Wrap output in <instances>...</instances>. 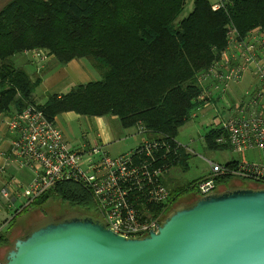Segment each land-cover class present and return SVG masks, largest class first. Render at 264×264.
<instances>
[{
  "label": "trees",
  "instance_id": "trees-1",
  "mask_svg": "<svg viewBox=\"0 0 264 264\" xmlns=\"http://www.w3.org/2000/svg\"><path fill=\"white\" fill-rule=\"evenodd\" d=\"M212 1L193 0L192 11L179 20L188 0H12L0 11V118L29 105L52 122L68 112L114 117L122 129L176 148L180 129L204 105L199 78L228 47L229 28L241 37L255 28L264 31V0H230L220 11L212 10ZM33 51L45 52L59 65L85 59L100 80L38 105L41 75L15 64L24 55L32 60ZM218 135L214 129L206 141L223 149L215 142ZM177 150L160 164L163 176L184 158L182 146ZM51 196L85 210L86 217L96 213L93 197L76 183L58 184L32 204L42 205ZM177 198L150 208L166 215Z\"/></svg>",
  "mask_w": 264,
  "mask_h": 264
},
{
  "label": "built area",
  "instance_id": "built-area-1",
  "mask_svg": "<svg viewBox=\"0 0 264 264\" xmlns=\"http://www.w3.org/2000/svg\"><path fill=\"white\" fill-rule=\"evenodd\" d=\"M229 3L213 0L211 8L224 10ZM31 58L38 66L48 59L43 51L31 52ZM246 72L253 77L248 93L228 105L227 117L211 120L219 133L216 144L243 158L225 165L210 163L211 173L195 185L200 198L214 194L221 178L240 179L253 183V188H264V31L255 28L241 37L234 27L229 28L228 47L199 78L203 89L199 101L209 105L213 91L227 92L230 84L239 82ZM2 129L11 136L6 167L14 164L32 175L23 193L26 206L53 192L58 184L76 183L93 197L103 224L123 237H146L164 223V211L155 212L150 207L169 203L164 166L160 164L168 155H177L179 143L174 148L145 139L133 151L117 157L98 146L76 152L35 105L0 118ZM14 184L0 191L6 203H11L13 187L17 189ZM4 227L0 226V237Z\"/></svg>",
  "mask_w": 264,
  "mask_h": 264
},
{
  "label": "water",
  "instance_id": "water-1",
  "mask_svg": "<svg viewBox=\"0 0 264 264\" xmlns=\"http://www.w3.org/2000/svg\"><path fill=\"white\" fill-rule=\"evenodd\" d=\"M4 264H264V188L201 197L140 239L90 217L51 222L17 239Z\"/></svg>",
  "mask_w": 264,
  "mask_h": 264
},
{
  "label": "crops",
  "instance_id": "crops-1",
  "mask_svg": "<svg viewBox=\"0 0 264 264\" xmlns=\"http://www.w3.org/2000/svg\"><path fill=\"white\" fill-rule=\"evenodd\" d=\"M11 1L12 0H0V11ZM18 60L20 62V65L32 64L34 68H32L29 73L41 75L40 85L36 88L35 91V101L38 105L45 104L47 99L51 95L66 94L77 85L87 84L100 80V75L93 71L94 69L92 68L91 64L85 59L72 60L65 65H59L53 57H49L41 66L33 64V59L29 60L25 55L19 57ZM249 74L250 73L247 72L244 73L239 82L230 84L229 90L225 92L223 96L228 95L229 98L230 96L231 98H233V92H236V96H239L237 93H241L240 95H243L242 98H244L249 91L248 88L246 89V77L249 78V76L251 75ZM250 83L251 80L249 81V84ZM209 106L210 105H203L199 110H202V112L206 114V110L209 109ZM194 115L195 113L193 114V116ZM73 123L80 128L84 137L83 142H81L79 146H77V149L74 150L76 152L83 153L98 146L102 147L108 155L117 157L133 151L134 149L139 147L146 139L144 135L136 133L133 129H123L122 131V129L119 128L120 125L118 123V120L114 117H84L74 112H68L57 116L54 120V124L61 131L70 149H72L71 143L80 142L77 139H73ZM207 125L211 126V121L208 120ZM223 149L229 150L227 148ZM10 151L11 136L6 133L5 129H2L0 131V191L4 187H11V182L14 181V185H18L17 189L16 186L13 187L15 193L13 194L11 201H13L14 203V201L22 198L25 200L23 193L25 187L30 182L32 175L29 170L21 169L14 164H12L10 167H6V163L10 158ZM185 155H187V152L183 149V156ZM230 162H232V160L228 161L227 163ZM174 170L175 168L172 167L171 169L166 171L163 176V182L170 193V197L178 196V198H182V196L192 195V198H186L184 200L186 202L183 203L184 205L182 206L187 207L194 205L200 199L199 195L197 194L195 185L207 176L202 177L201 179H198L196 181H192L185 186H179L175 182L176 171ZM232 180H234V178H231L229 181L225 182L218 181L215 193H222L225 191H232L240 188V183L238 181L232 182ZM186 189H188L187 192ZM0 200L3 201L1 196ZM22 205V208L19 211L15 212L14 216L10 220V223L14 221L13 219L16 214H20L23 211L22 209L26 207V202ZM30 206L28 205V207ZM175 207L176 203L173 205L172 210L177 209ZM7 224L8 222L6 221L4 223L6 228Z\"/></svg>",
  "mask_w": 264,
  "mask_h": 264
},
{
  "label": "rangeland",
  "instance_id": "rangeland-1",
  "mask_svg": "<svg viewBox=\"0 0 264 264\" xmlns=\"http://www.w3.org/2000/svg\"><path fill=\"white\" fill-rule=\"evenodd\" d=\"M192 9L193 0H188V4L179 20L188 16ZM17 60L18 58H16L15 64L17 66H24L28 72L32 68H34L32 64L19 65ZM246 78L247 86H245L246 89L248 88L249 90L250 86L253 83V77L252 75H250L249 78ZM250 80L251 83L249 84ZM235 93L233 92V98H231V96L229 98L228 95L223 96L224 93H221V91H213L212 98L209 103L210 106L208 107L209 109L206 110V114H204L202 110H199L201 109L199 108L194 112L195 115L192 117V119L180 129L177 136V142L187 152V155H185L182 161L178 163L177 167H174V171H176L175 182L179 186H185L192 181H196L198 179H201L202 177L208 176L211 173L210 163L225 165L228 161L240 160L243 158L240 154H236L229 150L212 147L206 141V137L212 130L215 129L213 125H207V121H211L214 117H220L222 119L224 117H227L228 105L230 103H233V101H239L243 96L240 95L241 93H237L241 97L236 96ZM72 126L73 139H77L80 141L79 143H71L72 149L75 150L77 149V146H79V144L83 142L84 137L80 128L76 124L73 123ZM119 128L122 129L121 127ZM135 132L139 134L138 131L135 130ZM234 181H238L240 183V188H247L253 185V183L251 182L243 181L240 179L232 180V182ZM186 198H192V195L182 196V198H178L175 207L177 209H174L166 214L164 221L177 210L191 207L182 206L184 205L183 203L186 202L184 201ZM24 203L25 200L23 198L14 201V203L13 201H11V203H6L4 200H0V225H4L6 221L8 222L7 228L6 226L4 227L2 235L5 237V239L7 236H9V241L8 243H6L7 245L4 246L0 253L1 264H4L6 262V257L8 253L14 248V243L17 239L24 238L34 230L51 222H60L71 217L88 216L85 210L73 208L70 205L63 203L57 197L51 196L44 202V204H32L30 207L23 210L20 214H16L13 219V225L10 227V220L14 216L15 212L19 211L22 208V204ZM92 215L101 220L100 216L97 213H92ZM8 225L11 229L10 234H7V230L9 228ZM12 227L14 230H12Z\"/></svg>",
  "mask_w": 264,
  "mask_h": 264
},
{
  "label": "flooded vegetation",
  "instance_id": "flooded-vegetation-1",
  "mask_svg": "<svg viewBox=\"0 0 264 264\" xmlns=\"http://www.w3.org/2000/svg\"><path fill=\"white\" fill-rule=\"evenodd\" d=\"M91 216H92L91 218L94 219L95 221H99V222L103 223L101 220L97 219L96 216H94V215H91ZM12 222H13V221H12ZM12 222L10 223V227L13 225ZM10 227H9L8 230H7V234H10V233H11V229H10ZM12 230H14L13 227H12ZM22 230H23V229H22ZM7 234H6V235H7ZM4 239H5V237H4ZM5 240H6V241H3V242L0 244V253H1L2 249L4 248V246L7 245L6 243H8V241H9V236H7ZM0 264H1V263H0Z\"/></svg>",
  "mask_w": 264,
  "mask_h": 264
}]
</instances>
